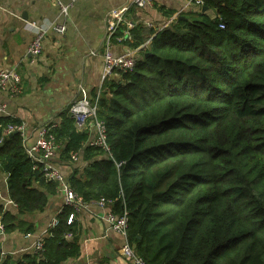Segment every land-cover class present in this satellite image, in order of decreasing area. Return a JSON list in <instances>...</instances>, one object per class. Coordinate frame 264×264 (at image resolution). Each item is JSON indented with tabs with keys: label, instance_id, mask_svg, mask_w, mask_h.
Returning a JSON list of instances; mask_svg holds the SVG:
<instances>
[{
	"label": "trees",
	"instance_id": "trees-1",
	"mask_svg": "<svg viewBox=\"0 0 264 264\" xmlns=\"http://www.w3.org/2000/svg\"><path fill=\"white\" fill-rule=\"evenodd\" d=\"M203 1L206 10L161 28L133 70L104 80L97 116L109 150L89 143L70 105L52 132L60 159L73 165L68 184L86 202L110 198L114 212L127 211V238L148 264H264V0ZM130 32L123 41L136 48L155 30ZM21 122L0 116V169L16 204L0 202L6 232L33 231L20 216L44 210L59 187L21 132L2 138ZM73 211L64 204L42 248L3 264L79 257Z\"/></svg>",
	"mask_w": 264,
	"mask_h": 264
},
{
	"label": "crops",
	"instance_id": "crops-1",
	"mask_svg": "<svg viewBox=\"0 0 264 264\" xmlns=\"http://www.w3.org/2000/svg\"><path fill=\"white\" fill-rule=\"evenodd\" d=\"M62 2L68 5L66 12L56 0H0V68L15 67L23 86L17 95L0 90V106L6 108L0 111V116L10 115L26 124L27 146L36 141L41 126L60 120L64 110L80 96L81 87L92 95L107 77H120L115 71L105 73L107 17L112 9L127 7L122 23L125 26L129 21L141 24L145 30H155L136 48L124 42L126 38L111 39L114 55L134 52L138 58L161 28L199 11L189 0H155L145 8L133 5L132 0ZM30 24L47 29L42 52L37 56L29 51L36 33V27ZM56 24L64 25L65 31L54 29ZM53 162L65 176L72 170L73 165L63 162L59 152ZM7 178V173L0 169V202L16 211V204L10 201ZM63 205L62 193L57 190L50 195L44 210L20 216L24 222L33 224L34 230L24 232L17 228L6 232L0 239V264L9 255L17 258L33 251L35 244L49 233L50 224ZM109 210L91 203L89 209L77 214L81 255L65 264H131L119 252L125 237L111 230L104 218Z\"/></svg>",
	"mask_w": 264,
	"mask_h": 264
},
{
	"label": "built area",
	"instance_id": "built-area-1",
	"mask_svg": "<svg viewBox=\"0 0 264 264\" xmlns=\"http://www.w3.org/2000/svg\"><path fill=\"white\" fill-rule=\"evenodd\" d=\"M59 5L66 12L68 10V5H65L62 0H56ZM155 0H132V4L145 8L151 6ZM191 4H195V7L200 11L204 1L203 0H189ZM127 7L112 9L107 17V42L105 44V73L110 74L114 70H133L137 64L138 57L134 52H126L118 55H114L111 51L110 41L114 34L117 32L119 26L123 23L126 16ZM36 27V33L32 42L29 45V51L34 55H39L42 52V40L44 34L47 31L45 27H38L35 24H30ZM135 23L127 22L126 28L124 29V35L118 37V40L122 38L132 37L130 30L135 27ZM224 27V24H220ZM59 32L65 31L64 25L56 24L53 26ZM102 87V86H101ZM101 87L97 90L96 95L91 97L88 92L81 87L80 96L74 99L69 108V114L74 118L77 127L80 129L89 128L92 134L89 143L92 145H98L106 150H109V146L106 143V124L105 121L98 118V102L101 92ZM0 90L7 91L12 95L20 94L23 91L22 77L15 67L0 68ZM5 106H0V111H5ZM55 126L53 123H47L41 126L37 130L36 141L27 146V152L30 157L35 160L36 166L43 165L42 169L45 171V177L47 179H52L58 182V190L62 193L64 204L72 206L74 211L70 214L68 223H71L76 215L87 210L90 204L97 205L102 208H110L109 212L105 215V220L107 221L109 228L116 232L121 233L125 237V242L119 249L120 254L126 258L131 264H148L143 257H141L134 244L130 243L127 238V228H128V212L116 213L112 210L111 204L113 202L110 198L101 197L92 202H86L83 198L68 184L66 176L61 172V170L55 166L53 158L57 155L59 149V143L57 142L55 134L52 132V128ZM19 131L22 133L24 142L26 143V124L21 122L19 124H9L3 133V136ZM72 158L77 160L78 154L73 153ZM13 202L12 200H10ZM14 203V202H13ZM58 222L55 218L50 227H53ZM6 234L5 223L0 217V239L4 238ZM71 236V233L68 234ZM43 241L39 240L35 244V250L42 248Z\"/></svg>",
	"mask_w": 264,
	"mask_h": 264
},
{
	"label": "water",
	"instance_id": "water-1",
	"mask_svg": "<svg viewBox=\"0 0 264 264\" xmlns=\"http://www.w3.org/2000/svg\"><path fill=\"white\" fill-rule=\"evenodd\" d=\"M207 9V6H203V10H206ZM0 251H1V247H0Z\"/></svg>",
	"mask_w": 264,
	"mask_h": 264
},
{
	"label": "rangeland",
	"instance_id": "rangeland-1",
	"mask_svg": "<svg viewBox=\"0 0 264 264\" xmlns=\"http://www.w3.org/2000/svg\"><path fill=\"white\" fill-rule=\"evenodd\" d=\"M211 12H212V10H211Z\"/></svg>",
	"mask_w": 264,
	"mask_h": 264
}]
</instances>
